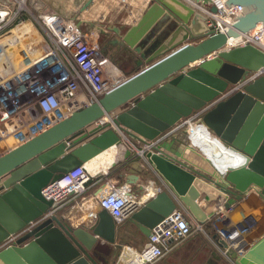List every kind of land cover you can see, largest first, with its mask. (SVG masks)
<instances>
[{
    "label": "water",
    "instance_id": "1",
    "mask_svg": "<svg viewBox=\"0 0 264 264\" xmlns=\"http://www.w3.org/2000/svg\"><path fill=\"white\" fill-rule=\"evenodd\" d=\"M224 1L227 6H240L242 13L225 34H214L203 14L187 4L207 5L211 0H152L143 20L123 37L146 67L0 156V264H98L96 243L115 242L116 221L99 206L92 226L73 229L55 215L63 202L46 200L42 191L76 168L87 175L86 188L126 161L131 153L126 148L120 151L122 137L117 129L129 138L153 142L200 113V124L225 148L219 163L213 164L187 143L176 147L181 141L173 135L156 149L159 154H146L150 165L200 224L241 202L251 187H257L264 200V50L252 45L227 47L228 39L259 25L264 29V0ZM13 2L0 0V8ZM44 6L41 0L29 2L37 13ZM166 21H174L173 33L151 56L141 52L140 44L134 47L151 28L154 32ZM101 120L103 124L96 126ZM105 154L113 159L108 168L100 169L97 158ZM200 198L211 209L209 217L197 203ZM176 203L168 191L161 192L130 221L148 237ZM39 220L3 248L10 237ZM218 243L232 264H264V236L242 255L225 242Z\"/></svg>",
    "mask_w": 264,
    "mask_h": 264
},
{
    "label": "built area",
    "instance_id": "2",
    "mask_svg": "<svg viewBox=\"0 0 264 264\" xmlns=\"http://www.w3.org/2000/svg\"><path fill=\"white\" fill-rule=\"evenodd\" d=\"M217 1L213 0L212 3L204 5L207 9L206 15L202 13L206 16L209 30L214 34H225L241 15L242 8L227 6L224 0ZM20 2L24 1L14 0L12 4L0 8V38L8 33L6 30L14 23L22 22L21 11L25 6L21 7ZM15 3H18L20 9H13ZM210 7H215L216 11L211 12ZM215 17L221 18L223 22L218 23ZM35 21L47 35L51 46L47 45L43 55L32 61L34 63L24 64L22 60H18L17 69L8 67L6 71H0V156L89 106L126 80L121 71L120 79L115 80L113 74L119 69L107 60L96 46L89 43L74 22L58 14L45 13L38 15ZM263 36L264 29L259 25L249 33L240 35L238 43L229 48L246 45L262 48ZM14 46L15 44L12 46L11 43V51ZM199 115L200 113L193 115L191 120L186 119L176 129L174 127L153 142L137 141L144 144V150H152L163 139L173 136L185 125L190 127L191 121L199 119ZM103 122L99 121L96 126L102 125ZM122 135L126 137L123 133ZM11 137L14 142L8 147L5 145L6 139ZM86 181L87 175L84 171L76 168L65 175L61 181L63 185L61 182L49 185L43 189L42 195L49 201L64 202L71 194L81 195ZM161 191L162 189L158 188V193ZM99 206L120 224L138 211L142 202L131 195L127 188L122 187L114 188L100 198ZM232 214V208L221 210L215 214V223L213 221L211 224L218 242H225L228 248L242 255L253 243L250 239L256 232L258 219L245 214L235 219ZM226 220L232 225L222 228L217 226ZM40 221L31 223L26 230L29 231ZM26 230L23 233H26ZM200 231V225L192 226L184 212L175 209L151 229L144 247L131 253L128 260L120 264H156L189 235ZM20 235L10 237L3 244V248L10 246ZM223 251L225 255L227 251Z\"/></svg>",
    "mask_w": 264,
    "mask_h": 264
},
{
    "label": "crops",
    "instance_id": "3",
    "mask_svg": "<svg viewBox=\"0 0 264 264\" xmlns=\"http://www.w3.org/2000/svg\"><path fill=\"white\" fill-rule=\"evenodd\" d=\"M43 2L45 4L44 8L46 7L45 14H58L60 12L59 15H62L61 10L63 9L64 16H62L74 22L89 43L101 50L105 56L109 57L128 76L132 77L143 69L137 67V62L142 61L140 55L123 40V37H125L126 32L136 27L143 20L145 12L152 4V0H43ZM198 5L202 7V5ZM55 7H57L58 12L55 10ZM159 24L161 26V22ZM174 24V21H166L161 28L159 27L154 32L151 28L134 47H138V44H140L141 52L145 53L147 57L151 56L154 48L161 46L170 39ZM259 49L264 50V38L263 47ZM142 65L147 64L145 61H142ZM227 92H229V89L224 94ZM118 112L120 111H116V113ZM185 120L178 123L175 129ZM198 120L195 121L193 119L190 127L185 125L174 134L181 141L176 147H179V145L183 146L182 142L187 143L216 163L221 159L225 151L224 147H222L221 156L216 157L205 150L201 151V149L192 143V135L195 128L203 135H207L209 141L215 140L204 126L200 124V119ZM198 131H195V134H198ZM123 134L125 135V133ZM121 137L122 147L120 146V151L122 152L123 148H126L130 151L131 156L126 161L121 162L119 166L108 171L101 181L86 187L81 195L67 197L63 204L59 206L60 210L55 215L73 229L89 228L95 222L94 217L99 211L100 198L104 197L114 188H127L131 195L142 202V205L152 199L154 194H159L158 188H161V192L168 191V194L176 200L175 209L182 210L190 224L192 226L195 224L200 225L202 231L193 232L189 235L186 240L175 246L161 260L162 262L159 261L161 262L160 264H213L212 258H217V256L223 257L224 249L218 243L219 240L215 236L213 225H211L216 215L209 217L211 209L200 198L197 203L205 215L209 217L204 224H200L186 210L184 204L170 191L163 178L145 157L147 153L159 154V151L156 149L163 142L171 139L172 136L163 139L152 150H144V144L138 142L136 139L129 138L128 136ZM160 150L163 151V149ZM111 151L113 152L112 154H116V150ZM120 151L117 152L118 156L122 155ZM106 155H104L105 158H97L96 165L100 169L103 166L108 168L112 162L113 157L108 155V159ZM129 178H135L136 180L133 184H130L128 182ZM258 191L257 187H251L246 197L241 202H237L236 205L232 206V216L235 219H238L243 212L246 213L249 208L254 210L256 212L255 215L259 217L256 232L252 235L250 242H257L264 236V200L259 197ZM30 225H26L17 235L25 234L23 231L28 229ZM146 241L147 237L139 231L137 225L132 223L129 218L127 221L117 224L116 238L113 244L102 240L96 243V261L98 264L123 263L128 260L131 253L140 251Z\"/></svg>",
    "mask_w": 264,
    "mask_h": 264
},
{
    "label": "rangeland",
    "instance_id": "4",
    "mask_svg": "<svg viewBox=\"0 0 264 264\" xmlns=\"http://www.w3.org/2000/svg\"><path fill=\"white\" fill-rule=\"evenodd\" d=\"M20 1H24L23 3L25 4V7L23 8V11H21L22 13V16H21V21H17L16 23L13 24V26H11L9 29H7L6 32L7 34H5L4 36H2L0 38V41L4 38H6L8 35H12L14 34L16 36V39L18 40L19 37H20V43L18 45V47H16L19 55H20V58L21 57H25L26 54L24 53V50L26 49H31L32 47L37 50V55L34 56V58L38 59L40 58V56L43 55L44 51L43 49L46 48L47 45L51 46L50 42H49V39L47 37V35L45 34V32L43 31V29L40 28V26L37 24V22L35 21L37 19V16L40 15L41 13L40 12H44L45 13V10H46V7L43 8V10L39 11L38 13L33 11L32 8L29 7V2L30 0H20ZM43 2V0H41ZM44 3V2H43ZM45 5V4H44ZM13 9H20L19 6H18V3H15L14 6H12ZM26 8V9H25ZM57 7H55V10L58 12V10L56 9ZM62 9V8H60ZM26 10V11H25ZM66 10V9H65ZM62 12V15L64 14V10L62 9L61 10ZM60 12H58V15H59ZM57 14V13H56ZM60 14V16H62ZM64 16V15H63ZM62 16V17H63ZM31 20V21H30ZM26 23H28V27L29 29L27 31L24 32L23 35H17L16 32H18L17 28L19 26H23V25H26ZM18 25V26H17ZM197 40H194V41H190V43H196ZM15 44V40L12 42ZM13 46V45H12ZM14 48V47H13ZM100 52H102L100 50ZM103 54V52H102ZM104 55V54H103ZM105 56V55H104ZM107 60H109L112 64H114L112 62V60H110L109 57L105 56ZM35 59V60H36ZM157 61V60H154V62ZM115 65V64H114ZM116 66V65H115ZM146 65H142L141 68H145ZM116 68H118V66H116ZM119 69V68H118ZM120 70V69H119ZM121 71V70H120ZM122 73V77L125 78V79H128L130 78L131 76H128V74L124 73L123 71H121ZM193 115L190 116V118L192 117ZM198 119H195V121H197ZM199 121V120H198ZM198 125V124H197ZM4 145V144H2ZM217 150L222 153V146L219 145ZM242 214H245V215H252L253 217H255L256 219H258L259 217L256 216V212L254 210H252L251 208L248 209V211L245 213L243 212ZM237 219V218H236ZM216 219H214V223H215ZM212 225V224H211ZM225 225L227 226H231L232 224L230 223V221L226 220L225 222H222V223H219L217 226L220 228L224 227ZM223 257L221 256H217V258H212V263L213 264H232V262L229 260V257L226 256V255H222ZM169 261V260H168ZM162 262V261H161ZM161 262H157L156 264H160Z\"/></svg>",
    "mask_w": 264,
    "mask_h": 264
},
{
    "label": "bare ground",
    "instance_id": "5",
    "mask_svg": "<svg viewBox=\"0 0 264 264\" xmlns=\"http://www.w3.org/2000/svg\"><path fill=\"white\" fill-rule=\"evenodd\" d=\"M213 0H211L212 2ZM217 1V0H216ZM222 1V0H221ZM218 2V1H217ZM21 3V7H24L25 4L23 2H20ZM187 4L191 7H193L194 9L197 10V8L199 10H201V13L204 12L205 15H206V11L207 9L204 7V5H202V7L200 6H197L198 4H195V3H191V2H187ZM219 4V3H218ZM226 6V5H225ZM23 9V8H22ZM199 10H197L198 12H200ZM203 14V13H202ZM203 14V16L206 18ZM216 21H218V23H222L223 20L219 17H215L214 18ZM31 21V20H30ZM28 23H26V25H21L19 26L17 29L18 32H16V34L19 36V35H23L25 31H27L29 29L28 27ZM264 38V36H263ZM240 37L239 38H231V39H228V47H232L234 45H236L239 41ZM15 40V46L13 48V50L11 51V43ZM20 43V37L19 39L17 40L16 39V36L14 34L12 35H8L6 38L2 39L0 41V51H1V59H0V71L1 70H4L6 71L8 69V67H13L14 69H17L18 66H16V61L18 60H22L24 62V64H29V63H34L32 61H34L36 58H34V56L37 55V50H35L33 47L30 49H26L24 50V53L26 54L25 57H21L20 58V55L16 49V47H18ZM14 43H12L13 45ZM120 71L119 70H116V72L113 74L115 80L117 81L118 79H120L121 75L119 73ZM195 131H198L197 128H195ZM195 131L192 135V143L194 146H196L197 148L201 149V151L205 150L206 152L208 153H211V155H215L216 157H220L222 153H220L217 148L218 146L220 145L216 140H210L208 139V136L207 135H203L200 131H198V134H195ZM117 132L123 136L119 130L117 129ZM13 138H8L6 139V143L5 145L10 147L13 145ZM4 151V150H3ZM9 152V151H8ZM1 153V152H0ZM105 158V157H104ZM106 158H108V155H106ZM222 158V157H221ZM109 159V158H108ZM221 160V159H220ZM219 160V161H220ZM218 162H213V164H218ZM61 184L63 185L64 183L61 182Z\"/></svg>",
    "mask_w": 264,
    "mask_h": 264
}]
</instances>
